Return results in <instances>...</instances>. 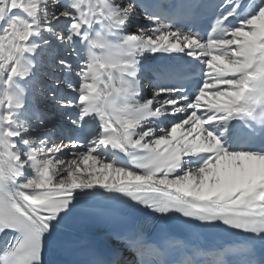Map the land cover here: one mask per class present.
<instances>
[{
	"label": "snow or ice",
	"instance_id": "snow-or-ice-1",
	"mask_svg": "<svg viewBox=\"0 0 264 264\" xmlns=\"http://www.w3.org/2000/svg\"><path fill=\"white\" fill-rule=\"evenodd\" d=\"M59 5V0H53L51 6L49 0H0V153L7 156L0 164V233H19L0 264H44L45 240L54 225L67 217L73 192L95 185L125 193L156 213L175 210L202 223L219 221L242 234L250 233L243 243L209 254L217 258V264H264V153L228 150L219 134L208 129L213 123L243 117L255 118L264 131V111H260L264 109V0H258L255 13L241 20L239 27L212 35L206 43L191 33L140 28L117 47L103 43L100 34L92 39L86 29L104 24L110 31L124 25L134 11L133 4L97 0L85 7L83 0H69ZM61 18L68 21V34H58L57 39L70 42L78 36L87 45L77 73L80 84L72 89L77 100L64 106L78 107L81 118L96 116L101 122V132L84 146L86 152L76 151L67 161L58 155L63 152L62 144L47 146L40 141L37 146L32 140H20L27 129L16 125L17 113L23 108L19 80L31 76L34 65L28 54L39 47L32 38L51 31L52 23ZM222 23L216 21L213 33ZM145 50L153 54L183 52L201 59L208 69L207 78L191 99L175 96L177 89H158L142 104L124 103L133 91L125 78L134 75L129 70L139 63L130 58ZM205 97L210 104L204 114H198L196 109ZM163 112L179 114L170 133L152 140L146 138L157 136L154 128L135 133L142 123ZM181 129L186 130L177 138ZM21 143L29 150L22 151ZM100 146L134 153V165L143 174L103 163L98 174L81 175L77 157L87 165L97 159ZM68 147L78 150L80 145L70 142ZM201 154L198 167L177 174L182 157ZM26 168L36 175L25 176ZM132 241L140 257L137 264H148L147 257L158 254L139 232Z\"/></svg>",
	"mask_w": 264,
	"mask_h": 264
},
{
	"label": "bare ground",
	"instance_id": "bare-ground-1",
	"mask_svg": "<svg viewBox=\"0 0 264 264\" xmlns=\"http://www.w3.org/2000/svg\"><path fill=\"white\" fill-rule=\"evenodd\" d=\"M68 2L69 0H59L60 5L58 7ZM117 2L122 5L133 4L134 11L129 14L124 25L110 31L106 30L107 25H92L89 29H86L89 31L92 39H96L97 34H100L103 36V43L117 47L123 44L124 39L128 35L138 34V29L140 28H169L176 31L173 27L162 23L158 17H154L151 14V11L159 8L160 5L173 4V0H117ZM52 3L53 0H49L50 6ZM83 3L86 7L89 3L95 5L97 0H83ZM232 6L225 9L229 11ZM150 17H154L155 20L149 19ZM51 29V31H44L39 36L32 38L33 43L39 45V47L34 54H28L29 60L34 65L31 69V76L28 79L19 80L22 86L21 98L23 100V108L17 113L16 125L27 129L23 136L20 137V140H32L34 143L36 142L37 146H40V141H45L47 146L62 144L64 146L63 152L58 155L67 161L73 158V154L76 151L86 152L84 146L88 145L78 143L80 148L78 150L72 149L68 147L70 142L61 137L62 132L70 127L83 124L89 118V116L81 118V112L78 107L64 106L66 102L71 101L75 103L77 100V93L72 89L78 87L80 84V77L77 73L86 58V52L84 51L85 42L78 36H74L70 42L59 41L57 39L58 34L65 36L68 34V21L65 18L53 22ZM169 39L171 40V38ZM5 44L7 45V42ZM213 54L219 53L214 52ZM130 59H138L139 61L138 64L129 70L134 75L125 78L126 83L133 90L129 96L125 97L129 100L128 104L132 106L142 104L144 101L151 99L155 91L163 89L158 85L160 75L166 76L173 71H199L203 74L208 71L207 66L204 65L201 59L189 56L183 52H157L153 54L145 50L142 55L138 57L133 56ZM62 61L64 63H61ZM206 78L207 76L205 75ZM100 87L102 88L103 86ZM2 91L3 89L0 88V92ZM175 96L180 97L181 95L175 92ZM159 99H164V97L161 96ZM209 104L210 100L208 97H205L201 101V108L196 109L197 113L204 114ZM2 111L3 108L0 106V113ZM178 116L179 114L173 116L168 112H163L158 117L150 118L148 122L142 123L135 131L140 133L146 130V128L151 127L156 130L155 135L157 136L146 139L152 140L158 138L159 135H164L167 131L170 133V128L177 122ZM230 122L224 124L213 123L208 126V129L218 133L221 139H226L231 134ZM185 130H179L177 138L181 137ZM19 146L22 151L29 150L22 143ZM100 148L101 146L98 147L95 153L97 159L89 161L87 165L84 164L82 157H77L79 167L81 168V175L86 172L98 174L102 170V164L107 163L104 157L102 159L100 157ZM182 158H184V161H182L180 167L177 169V174H183L189 167H194V156ZM6 161L7 156L0 153V164H4ZM127 168L128 170L135 171L137 174H143V170L136 168L134 164L128 165ZM49 174H51V169ZM34 175L36 174L33 169L26 168L25 176L33 177ZM112 175L115 178V174L113 173ZM53 183H55V178ZM105 190L108 189L95 185L93 188L77 189L73 192V196L89 193L99 194ZM170 191L175 192V189H171ZM118 239L119 236L116 235L82 236L78 233L65 231L54 225L51 234L45 240L44 264H57L65 253L91 252L106 247H113L117 251V254L121 256V260H125L123 253L126 250V246L124 242ZM127 261L129 262L130 260Z\"/></svg>",
	"mask_w": 264,
	"mask_h": 264
}]
</instances>
